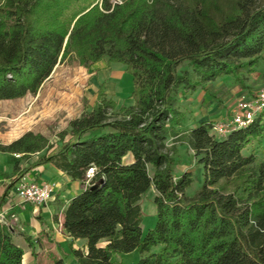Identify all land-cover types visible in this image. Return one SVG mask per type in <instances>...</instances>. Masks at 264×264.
Segmentation results:
<instances>
[{"label": "trees", "instance_id": "1", "mask_svg": "<svg viewBox=\"0 0 264 264\" xmlns=\"http://www.w3.org/2000/svg\"><path fill=\"white\" fill-rule=\"evenodd\" d=\"M263 51L264 0H0V102L35 96L69 59L89 69L106 58L132 77V105L118 108L102 83L56 144L33 132L0 144L84 186L63 211L64 231L86 241L70 251L77 264H126L132 253L134 264H264V161L245 154L254 144L264 152V110L216 138L214 122L180 133L177 107L222 77L246 90L242 74ZM169 139L185 140L200 167L192 196L194 174H172ZM14 171L10 187L27 169ZM151 187L156 222L143 233L140 200ZM22 257L0 227V264Z\"/></svg>", "mask_w": 264, "mask_h": 264}, {"label": "rangeland", "instance_id": "2", "mask_svg": "<svg viewBox=\"0 0 264 264\" xmlns=\"http://www.w3.org/2000/svg\"><path fill=\"white\" fill-rule=\"evenodd\" d=\"M120 1L111 0L112 3ZM184 68L181 66L179 70ZM242 77L246 90L241 89L231 77H222L207 84L206 91L198 90L194 94L187 91L184 97H180L177 107L185 111L186 122L179 132L184 133L192 122L200 119H215V123L229 119L241 92H246L253 98L264 87V51L255 72L244 71ZM102 83H105L107 97L113 99L118 108L133 104L130 98L133 90L132 77L123 65L109 64L106 58L89 69L80 67L72 59L57 65L35 96L27 95L23 99L0 102V143L20 138L26 132H33L56 144L57 134L68 130L71 120L78 118L84 108L91 110ZM223 110H227L228 115L218 120L219 113ZM167 148L174 149L171 154L176 163L172 172L174 177L185 171L194 174V184L187 190L188 195L192 196L201 183V170L193 152L185 140L169 139ZM249 152H253L258 161H264V152L256 144L249 147L245 154L248 155ZM152 173L153 170L149 167L147 177L150 178ZM154 195L151 187L140 200L144 216L142 228L145 233L156 222ZM123 261L132 264L129 257Z\"/></svg>", "mask_w": 264, "mask_h": 264}, {"label": "crops", "instance_id": "3", "mask_svg": "<svg viewBox=\"0 0 264 264\" xmlns=\"http://www.w3.org/2000/svg\"><path fill=\"white\" fill-rule=\"evenodd\" d=\"M219 115L218 120L225 118L228 115L227 110H223ZM214 121L215 119H200L195 122ZM17 139L2 141L0 144L7 145ZM37 158L38 155H33L19 159V155L16 154L0 153V215L4 216L6 222L0 224V227L2 232L22 249V264H57L58 262L77 264L70 251L71 249L86 251V241L73 240L64 231L63 211L70 199L78 195L84 186L72 181L50 164L35 166ZM124 161L131 163L132 156L127 155ZM16 163L19 172L27 169L22 177L38 183L48 182L55 185L53 197L46 205L23 204L16 197L14 189L17 183L10 187L16 177L14 171ZM128 257L132 260V264L137 260L135 253L125 255L122 259Z\"/></svg>", "mask_w": 264, "mask_h": 264}, {"label": "built area", "instance_id": "4", "mask_svg": "<svg viewBox=\"0 0 264 264\" xmlns=\"http://www.w3.org/2000/svg\"><path fill=\"white\" fill-rule=\"evenodd\" d=\"M264 110V87L259 89L252 98L246 92L238 96L236 106L229 119L213 123L212 133L216 138H224L231 130L248 126L255 117ZM55 185L38 183L21 177L14 189V194L23 204L44 206L53 197ZM5 218L0 215V224H5Z\"/></svg>", "mask_w": 264, "mask_h": 264}]
</instances>
